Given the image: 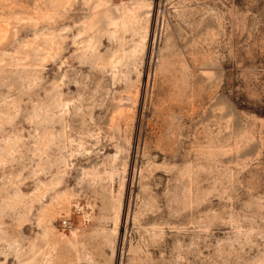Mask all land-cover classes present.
Here are the masks:
<instances>
[{"label":"rangeland","instance_id":"rangeland-1","mask_svg":"<svg viewBox=\"0 0 264 264\" xmlns=\"http://www.w3.org/2000/svg\"><path fill=\"white\" fill-rule=\"evenodd\" d=\"M0 264H264V0H0Z\"/></svg>","mask_w":264,"mask_h":264},{"label":"bare ground","instance_id":"bare-ground-1","mask_svg":"<svg viewBox=\"0 0 264 264\" xmlns=\"http://www.w3.org/2000/svg\"><path fill=\"white\" fill-rule=\"evenodd\" d=\"M94 1H96V2H104L106 5H108L109 2H110V0H94ZM105 12H106V13H109L108 10H106ZM109 14H110V13H109ZM118 15H119V14H118ZM107 17H108L110 20H114V19H115L114 16H112V15H111V17H110V15H109V16L107 15Z\"/></svg>","mask_w":264,"mask_h":264}]
</instances>
